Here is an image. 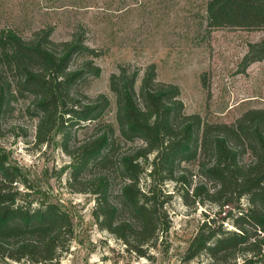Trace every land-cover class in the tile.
<instances>
[{
    "label": "trees",
    "instance_id": "trees-1",
    "mask_svg": "<svg viewBox=\"0 0 264 264\" xmlns=\"http://www.w3.org/2000/svg\"><path fill=\"white\" fill-rule=\"evenodd\" d=\"M207 13L209 27L264 30V0H207ZM53 30L48 25L24 37L0 28V120L10 97L33 94L39 142L47 141L46 133L62 135L72 157L70 187L94 194L96 222L140 255L169 229L163 182L173 180L186 186L187 204L248 201L232 215V228L224 227V218L207 216L183 250L186 262L206 252L214 264H264V108H249L232 122L206 120L186 112L179 86L158 80L155 63L146 67L139 90L140 71L124 65L110 76L117 112L116 122L109 121L106 94L75 88L101 74L100 50L76 32L54 40ZM249 45V61L264 58V36ZM72 127L82 129L74 139ZM185 164L194 172L187 174ZM143 173L151 180L144 189ZM22 175L0 146V264L25 257L30 264L57 263L58 250L74 237L72 216ZM19 182L31 192L12 191ZM31 193L36 196L27 198Z\"/></svg>",
    "mask_w": 264,
    "mask_h": 264
},
{
    "label": "rangeland",
    "instance_id": "rangeland-1",
    "mask_svg": "<svg viewBox=\"0 0 264 264\" xmlns=\"http://www.w3.org/2000/svg\"><path fill=\"white\" fill-rule=\"evenodd\" d=\"M207 14V0H0V28H13L27 37L51 25L54 40L69 39L76 32L100 50L95 62L101 74L75 88L93 96L106 94L110 99L106 118L112 122L117 103L110 76L124 65L140 71L139 90L146 67L155 63L158 80L179 86L186 112L206 120L232 122L249 108H264V58L247 59L249 44L260 41L264 30L209 27ZM10 98L0 120V146L11 163L21 167L22 180L40 188L41 196L60 202L72 216L74 237L58 250L53 264H214L206 252L186 262L183 250L207 216L224 218V227L232 228V215L247 206L246 197L225 206L208 200L187 204L181 191L186 186L163 182L169 194V229L160 230L142 256L96 222L94 194L70 187L72 157L62 146V135L46 133L47 141L39 142L36 97L25 91ZM68 130L73 139L82 131ZM184 169L194 172L188 164ZM22 182L12 191L31 192ZM150 182L143 173L141 188ZM31 194L27 198L36 196ZM7 262L30 264L26 257Z\"/></svg>",
    "mask_w": 264,
    "mask_h": 264
}]
</instances>
